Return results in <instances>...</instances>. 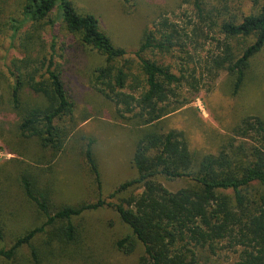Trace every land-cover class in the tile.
<instances>
[{"label": "trees", "instance_id": "obj_1", "mask_svg": "<svg viewBox=\"0 0 264 264\" xmlns=\"http://www.w3.org/2000/svg\"><path fill=\"white\" fill-rule=\"evenodd\" d=\"M250 1L258 7L264 0ZM194 7L201 17V0H194ZM21 17L16 29L25 24L29 28L21 40V59L13 60L7 69L11 81L7 99L17 119L20 140L32 142L39 154L33 164L23 166L15 181L24 203L42 222L17 229L13 220L18 214L6 210L10 204L2 202L0 190V242L7 235L13 237L8 248L0 249V260L7 264L68 262L80 256L75 221L88 212L112 207L130 231L116 248L130 255L140 246L138 264H207L199 253L217 254L220 245L223 250L240 251L234 264H264V123L255 117L242 119L232 130L235 137L228 138L217 155L204 157L190 151L183 132L163 131V121L182 108L174 104L184 76L177 77L168 66L143 55L147 51L170 53L179 45L175 27L164 20L154 26L156 30L144 32L133 53L140 80L132 73L131 61L125 59L127 52L114 47L100 30L97 18L79 14L71 0H22ZM57 22L78 44L103 59L93 71L92 85L115 106L119 120L131 127L134 151L130 165L135 176L110 194L109 199H118L115 204L100 198L95 142L83 136V158L99 197L94 203H54L55 185L47 167L64 153L73 133L88 120L75 121L74 104L54 63L53 46L50 56L40 45L41 50L33 49L41 31ZM220 31L226 38L253 39L241 57L233 58L230 47L224 45L223 55L210 61L211 69L225 71L232 78L235 96L250 59L264 48V4L240 21L237 17L223 21ZM3 98L0 94V106ZM159 179L186 180L189 185L171 193Z\"/></svg>", "mask_w": 264, "mask_h": 264}, {"label": "rangeland", "instance_id": "obj_2", "mask_svg": "<svg viewBox=\"0 0 264 264\" xmlns=\"http://www.w3.org/2000/svg\"><path fill=\"white\" fill-rule=\"evenodd\" d=\"M71 1L79 14L95 16L100 30L112 45L127 52L125 59L131 61L132 73L140 80L142 76L133 53L139 48L144 32L156 30L154 26L164 20L175 27L180 35L179 45L168 54L147 51L143 57L168 66L177 77L184 76L178 103L174 104H181L182 108L163 121L162 129L183 132L190 151L197 157L217 155L228 138H233L232 130L242 119L255 117L264 123V48L250 59L243 84L235 96L232 95V78L225 71L210 67L212 58L223 55L224 45L230 47L233 58H239L253 43L252 38H226L220 31L222 22L232 17L240 21L243 16L257 13L264 1L253 7L250 0H201V17L194 0ZM21 6L22 0H0V94L4 97L0 106V190L2 202L10 204V209L6 210L18 214L13 220L17 229L33 228L42 222L24 203L15 181L23 166L33 164L39 152L32 142L20 140L17 119L7 99L11 82L7 69L13 60L21 59V40L29 28V24H25L16 29L22 20ZM39 37L33 49L41 50L40 45L50 56L53 46L54 63L62 73L68 97L74 104L75 121L80 123L88 119L76 129L64 153L47 167L49 170L43 168L50 171L48 177L55 185L54 203L56 206L82 201L94 203L99 197L83 158L85 140L81 138L85 137L95 142L93 152L101 176L100 198L115 204L118 199H109L110 194L135 176L130 165L134 140L129 131L131 127L119 120L115 106L92 85L93 71L103 64V59L78 44L59 22L45 27ZM34 50L29 51L36 55ZM140 91V87L136 89V96ZM158 182L171 193L189 185L186 180L159 179ZM75 223L79 228L77 254L80 256L54 264H138L142 253L140 246L130 255L116 248V243L130 235V231L112 207L88 212ZM12 239V235H7L0 242V249L8 248ZM222 248L220 245L217 254L201 251L202 262L234 264L240 251ZM0 264L7 263L0 260Z\"/></svg>", "mask_w": 264, "mask_h": 264}]
</instances>
